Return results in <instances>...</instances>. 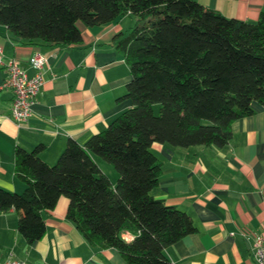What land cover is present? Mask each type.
Returning <instances> with one entry per match:
<instances>
[{
	"label": "trees",
	"instance_id": "16d2710c",
	"mask_svg": "<svg viewBox=\"0 0 264 264\" xmlns=\"http://www.w3.org/2000/svg\"><path fill=\"white\" fill-rule=\"evenodd\" d=\"M125 15L136 22L112 42L129 66L121 97L131 106L83 143L68 139L53 164L41 157L43 143L17 146L14 169L25 186L0 187V211H16L17 230L31 243L46 231L42 213L65 196L66 218L88 243L115 248L128 264H173L165 247L196 227L151 194L162 170L151 145L224 146L232 122L264 103V11L246 21L196 0H0V25L24 42L78 43V22ZM96 158L116 169L115 184Z\"/></svg>",
	"mask_w": 264,
	"mask_h": 264
},
{
	"label": "crops",
	"instance_id": "0c3cea01",
	"mask_svg": "<svg viewBox=\"0 0 264 264\" xmlns=\"http://www.w3.org/2000/svg\"><path fill=\"white\" fill-rule=\"evenodd\" d=\"M196 1L246 21L264 11V0ZM135 22L133 15L94 26L78 22L81 40L72 44L24 42L0 25L3 61L13 57L32 74V55L40 52L47 58L26 122L14 121L13 94L0 88L1 188L24 189L14 169L17 146L30 150L43 143L41 157L53 164L68 139L83 143L131 106L130 99L121 97L131 77L129 66L112 40ZM6 75L0 64V86ZM252 107L251 115L232 122V137L224 146L152 143L162 170L151 194L186 212L196 227L165 247L173 264H255L254 237L264 235V103L253 102ZM68 202L60 196L53 209L42 213L46 231L31 243L17 230L16 211H0V262L11 255L28 264H128L115 248L88 243L66 218ZM123 237L133 234L124 232Z\"/></svg>",
	"mask_w": 264,
	"mask_h": 264
},
{
	"label": "built area",
	"instance_id": "2783aa9c",
	"mask_svg": "<svg viewBox=\"0 0 264 264\" xmlns=\"http://www.w3.org/2000/svg\"><path fill=\"white\" fill-rule=\"evenodd\" d=\"M1 52V51H0ZM47 62L44 54L36 52L29 60V65L34 69L30 74L26 67L20 65L13 57L5 61L0 54V64L7 72L6 78L0 88L11 90L13 97L11 103V116L18 124H22L32 115V105L43 84V74ZM255 264H264V235L256 234L253 242ZM0 264H28L26 261L9 255Z\"/></svg>",
	"mask_w": 264,
	"mask_h": 264
},
{
	"label": "rangeland",
	"instance_id": "374dc122",
	"mask_svg": "<svg viewBox=\"0 0 264 264\" xmlns=\"http://www.w3.org/2000/svg\"><path fill=\"white\" fill-rule=\"evenodd\" d=\"M134 17V16H133ZM154 110L155 112H157L158 110V105L156 104L154 106ZM98 164H100V166L102 167V169L104 170V172L114 181H116V177L118 175L116 169L112 166V164L106 162L105 160H102L101 158H96Z\"/></svg>",
	"mask_w": 264,
	"mask_h": 264
}]
</instances>
